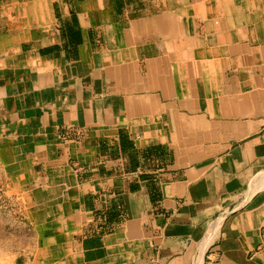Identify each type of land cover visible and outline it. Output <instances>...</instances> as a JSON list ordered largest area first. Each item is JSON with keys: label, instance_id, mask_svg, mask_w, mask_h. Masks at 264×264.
Here are the masks:
<instances>
[{"label": "crops", "instance_id": "obj_1", "mask_svg": "<svg viewBox=\"0 0 264 264\" xmlns=\"http://www.w3.org/2000/svg\"><path fill=\"white\" fill-rule=\"evenodd\" d=\"M0 188L1 261L264 264V0H0Z\"/></svg>", "mask_w": 264, "mask_h": 264}, {"label": "rangeland", "instance_id": "obj_2", "mask_svg": "<svg viewBox=\"0 0 264 264\" xmlns=\"http://www.w3.org/2000/svg\"><path fill=\"white\" fill-rule=\"evenodd\" d=\"M1 193H2V190L0 188V221L2 220V217H4L5 219H7L8 216L10 217L11 215L9 213L12 212V209H14L13 205H7V202L4 200V197H2ZM2 226H5L6 229L8 227L9 232L11 233L10 235L14 239L16 238L15 235H17L20 232V225L15 219V217H12L10 219L8 218V225L6 224V220H5V224L3 225L0 222V231H1V228H4ZM9 240H12L10 236H9ZM1 257L2 255L0 254V264H14L10 260H8L6 256H4V260L1 261Z\"/></svg>", "mask_w": 264, "mask_h": 264}]
</instances>
